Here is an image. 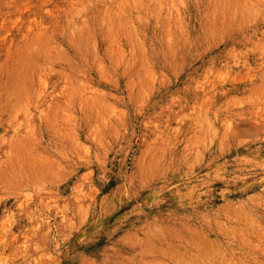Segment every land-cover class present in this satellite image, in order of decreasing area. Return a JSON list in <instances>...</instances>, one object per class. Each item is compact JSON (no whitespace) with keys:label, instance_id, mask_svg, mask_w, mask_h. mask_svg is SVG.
Here are the masks:
<instances>
[{"label":"rangeland","instance_id":"1","mask_svg":"<svg viewBox=\"0 0 264 264\" xmlns=\"http://www.w3.org/2000/svg\"><path fill=\"white\" fill-rule=\"evenodd\" d=\"M0 264H264V0H0Z\"/></svg>","mask_w":264,"mask_h":264}]
</instances>
